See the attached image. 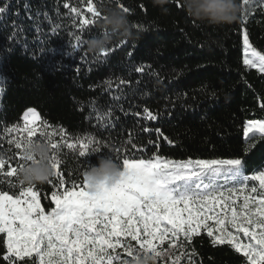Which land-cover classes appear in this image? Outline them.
I'll return each mask as SVG.
<instances>
[{
	"label": "trees",
	"instance_id": "obj_1",
	"mask_svg": "<svg viewBox=\"0 0 264 264\" xmlns=\"http://www.w3.org/2000/svg\"><path fill=\"white\" fill-rule=\"evenodd\" d=\"M65 3L86 8V0H0V6L8 5L0 14V153L13 164L21 162L7 143L6 129L22 124L25 112L35 109L55 127L57 140L63 128L70 138L91 136L100 141L101 153L89 150L87 158L64 148L56 152L69 182L82 183L83 173L97 164L98 156L109 155L122 164V157L148 158L157 144L156 151L165 159L239 158L246 175L264 170V139L244 136L248 122L264 121V74L243 64L240 19L214 27L194 21L177 7V0L163 6L167 12L152 0H95L102 14L118 4L129 8L125 14L132 38L111 37L105 58L104 51H90L86 44L100 35L102 19L80 31L78 22L73 27L74 14ZM250 11V43L264 53V11ZM54 25L59 26L55 32ZM75 35L81 41L74 49ZM138 66L145 72L137 73ZM118 78L128 85L118 87ZM145 107L158 114L155 121L145 118ZM109 111L114 113L109 118L114 126L98 119ZM145 127L160 128L172 143L157 138L154 131L145 132ZM130 137L136 147L128 143ZM8 179L17 187L0 182V190L18 192L15 177ZM37 188L47 208L54 189L49 183ZM162 247L167 249V241ZM193 247L196 264H245L229 245L213 246L204 232L194 238ZM117 253L131 260L124 249ZM157 264L171 262L165 256Z\"/></svg>",
	"mask_w": 264,
	"mask_h": 264
},
{
	"label": "snow or ice",
	"instance_id": "obj_2",
	"mask_svg": "<svg viewBox=\"0 0 264 264\" xmlns=\"http://www.w3.org/2000/svg\"><path fill=\"white\" fill-rule=\"evenodd\" d=\"M240 4L243 64L264 74V53L251 45L247 31L250 10L259 7L264 11V0H240ZM63 6L74 14L73 27L78 22L80 31L103 19L95 0H86L84 9L68 3ZM118 6L129 12L123 4ZM7 7L0 6V14H5ZM177 7L183 8L178 0ZM57 27L53 26L54 32ZM75 40L74 49L79 47L81 36L75 35ZM108 55V50H104L105 58ZM135 71L144 73L145 68L138 66ZM118 79V87L129 83ZM106 86L110 88V82ZM143 111L146 119H157L158 114L147 107ZM113 115L109 111L98 119L104 120V126H114L109 119ZM22 121L6 129L7 143L14 147L21 163L13 164L11 158L0 153V182L17 187L8 178L16 179L18 170L24 167L26 142L50 141L55 180L48 183L54 190L47 208L41 204L37 186L18 184V192L12 194L0 190V240L4 248L0 259L4 264H130L141 253L159 259L167 256L171 264H196L193 241L202 232L211 238L213 246L232 247L243 256L245 264H264V170L246 175L245 164L239 158L165 159L156 151L160 147L157 144L155 154L146 159L120 158L123 171L119 181L93 191L84 180H66L56 152L64 148L87 158L89 150L101 152L99 140L91 136L70 138L63 128L57 140L55 127L35 109H28ZM143 130L154 131L157 138L164 137L172 143L160 128ZM250 134L264 139V121L248 122L244 136ZM128 143L136 147L131 137ZM166 241L167 249L162 247ZM121 248L131 260L121 259L117 253Z\"/></svg>",
	"mask_w": 264,
	"mask_h": 264
},
{
	"label": "clouds",
	"instance_id": "obj_3",
	"mask_svg": "<svg viewBox=\"0 0 264 264\" xmlns=\"http://www.w3.org/2000/svg\"><path fill=\"white\" fill-rule=\"evenodd\" d=\"M155 6L163 7L173 0H152ZM186 14L194 21L208 26H224L236 23L240 19V0H181ZM120 39L132 38V26L128 16L119 7H111L103 10L100 35L92 36L86 40L90 51L98 52L107 49L111 37ZM53 149L50 141L32 140L26 142L24 148V167L18 170L17 183L25 186H37L48 183L55 175L51 166ZM101 153V152H99ZM93 152V155L99 154ZM122 167L111 156H98L96 165L87 167L83 173V180L86 181L90 190L101 187L112 186L117 183L122 174ZM159 258L151 254H139L130 264H157Z\"/></svg>",
	"mask_w": 264,
	"mask_h": 264
},
{
	"label": "rangeland",
	"instance_id": "obj_4",
	"mask_svg": "<svg viewBox=\"0 0 264 264\" xmlns=\"http://www.w3.org/2000/svg\"><path fill=\"white\" fill-rule=\"evenodd\" d=\"M252 137H253V134H250L248 138H252ZM240 235L243 236L242 233Z\"/></svg>",
	"mask_w": 264,
	"mask_h": 264
},
{
	"label": "crops",
	"instance_id": "obj_5",
	"mask_svg": "<svg viewBox=\"0 0 264 264\" xmlns=\"http://www.w3.org/2000/svg\"><path fill=\"white\" fill-rule=\"evenodd\" d=\"M251 176V175H250Z\"/></svg>",
	"mask_w": 264,
	"mask_h": 264
}]
</instances>
